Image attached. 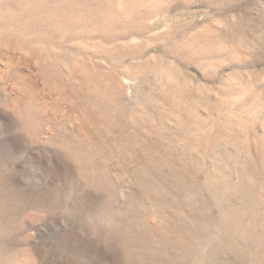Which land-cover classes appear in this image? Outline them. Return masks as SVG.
<instances>
[{"label": "rangeland", "instance_id": "374dc122", "mask_svg": "<svg viewBox=\"0 0 264 264\" xmlns=\"http://www.w3.org/2000/svg\"><path fill=\"white\" fill-rule=\"evenodd\" d=\"M0 264H264V0H0Z\"/></svg>", "mask_w": 264, "mask_h": 264}, {"label": "bare ground", "instance_id": "6f19581e", "mask_svg": "<svg viewBox=\"0 0 264 264\" xmlns=\"http://www.w3.org/2000/svg\"><path fill=\"white\" fill-rule=\"evenodd\" d=\"M212 212V211H211Z\"/></svg>", "mask_w": 264, "mask_h": 264}]
</instances>
